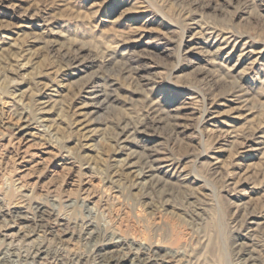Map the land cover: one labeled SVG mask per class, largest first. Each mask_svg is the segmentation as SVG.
I'll return each mask as SVG.
<instances>
[{"label": "rangeland", "instance_id": "374dc122", "mask_svg": "<svg viewBox=\"0 0 264 264\" xmlns=\"http://www.w3.org/2000/svg\"><path fill=\"white\" fill-rule=\"evenodd\" d=\"M0 119L12 264H99L120 236L193 264H264V0H0ZM150 147L170 182L146 172ZM37 205L51 228L19 218ZM29 247L46 253L26 263Z\"/></svg>", "mask_w": 264, "mask_h": 264}, {"label": "bare ground", "instance_id": "6f19581e", "mask_svg": "<svg viewBox=\"0 0 264 264\" xmlns=\"http://www.w3.org/2000/svg\"><path fill=\"white\" fill-rule=\"evenodd\" d=\"M69 59L70 60L72 59V61H75L77 58L70 57ZM105 90L103 88H101L100 85H98V84H95V85H92L91 87H89V89H87V93H88L87 98L89 100L88 105L91 107L97 108V109L103 108V106L105 104H107L109 101L108 96H107L108 94L106 93ZM22 113H24V115H22ZM22 113H17V115H16V116H19V119L23 120V126L17 128V130H18L17 136L15 137V139H17L16 143H18L20 145L22 144V141L26 140L28 138V135H30L29 132H24L26 129H29L31 127L30 125L33 124V122L32 121L30 122V120H34V121L37 120L36 117L35 118L32 117V119H31V115L33 113L32 111L25 110ZM176 120H178V119H176ZM12 145L11 146L9 145V146L12 148L13 147ZM13 148H15V147H13ZM262 148H264V137L259 136V139L256 142V146H254L253 149L258 150V149H262ZM23 151H26V150H23ZM134 153H137V151L133 150L132 154H134ZM143 157L145 158L144 159L145 165H147L146 166L147 171L146 170L145 171L150 173V176H152V178H155L158 181L163 182V183L170 182L168 180H165L160 174L163 172L166 173V170H164V169L165 168L169 169L172 164H161V162H163V159L159 158L157 151L152 149L151 147H150V149H144ZM22 158H23V156H22ZM131 172H133V171H131ZM140 176H142V175L141 174H135L134 175V177L137 179ZM109 177H110L109 180L111 181L112 177L110 175H109ZM43 206L44 205H37L36 206L38 216H36L34 218L30 217L31 219H29L25 215H23V213H22L19 216V218L24 219L26 221L27 220L33 221L35 226H37V228H39V229L40 228L49 229L52 227L53 222H52L51 218H52V214L54 212L52 214L50 212L47 214L46 213L47 211H45ZM3 212H4V209H3ZM10 213H12V212H10ZM5 214H8V213H5ZM33 215H36V214H33ZM243 218H244L243 221L246 223H249L252 225H255L258 223V221L256 220V215H254L252 213L244 214ZM44 229H43V231H44ZM84 229H85V235H88L86 239L91 240L93 242H96V240L98 239V234L94 230L93 222L88 221V223H87V225H85ZM157 245L158 244H156V243H150L149 244L147 242H143V241L135 239V238H129V237H123V236H120L119 238L116 237V238L110 239L107 242L100 244L98 246V247H100L99 248V254H98L99 255L98 263L99 264H125V263H128V261L132 262V260H138L139 264H193L191 258H188V256L183 251H181L179 249H174V250L166 251V253L157 254V252H158ZM29 248L31 249V247H29ZM32 250L33 249H31V251L29 250L30 252L23 256L27 260L26 263H29L28 261L30 259L34 261V259L36 257H39L41 254L46 253V250H43L42 247H38L34 251H32ZM241 253L244 254V253H246V251H242ZM48 254L49 253H47V255ZM250 254H248L247 258H244L245 261L253 262V260L255 258H254V256H252ZM12 255L13 254L11 252H9L8 249L5 250V247L2 249L0 248V264H12V263H14L15 261L13 262L12 258H11ZM17 264H19V263H17ZM29 264H31V263H29Z\"/></svg>", "mask_w": 264, "mask_h": 264}]
</instances>
